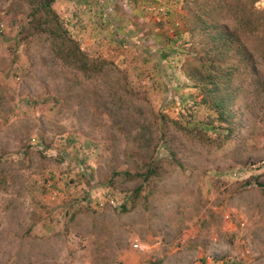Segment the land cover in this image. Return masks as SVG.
<instances>
[{
  "label": "rangeland",
  "instance_id": "obj_1",
  "mask_svg": "<svg viewBox=\"0 0 264 264\" xmlns=\"http://www.w3.org/2000/svg\"><path fill=\"white\" fill-rule=\"evenodd\" d=\"M25 1L0 0V264H264V27L205 62L195 0H54L87 79Z\"/></svg>",
  "mask_w": 264,
  "mask_h": 264
},
{
  "label": "trees",
  "instance_id": "obj_2",
  "mask_svg": "<svg viewBox=\"0 0 264 264\" xmlns=\"http://www.w3.org/2000/svg\"><path fill=\"white\" fill-rule=\"evenodd\" d=\"M257 2L258 0H195L190 3L191 5L187 6V14L190 20L191 36L194 37L196 34H201L204 35L202 36L204 38L205 36L208 37L212 30H218L213 36L208 37V42L210 44L220 42L219 46L210 48L203 53L199 60L206 62L208 58L212 57L214 51L217 52L215 58L224 60L228 57L227 52L231 51L230 46L234 43H238L239 52L244 51L245 43H242V37H245V34H248L249 37L255 35L261 27H264V11L260 12L254 9V4ZM26 3L30 6V16L33 22L46 20L45 24L48 28L43 31L49 34L51 39L56 42V55L63 65L80 73L87 79L102 74L104 66L90 59L81 50L79 44L71 39L67 31L62 27L59 18L52 9L54 0H35L31 3L26 0ZM222 14L227 19L232 20V28L222 24L221 18H219ZM262 59L264 61V55H262ZM205 69L207 77H204L205 83L202 82L201 93L203 97L205 95L202 101H208L211 104V108L217 112L216 120L220 124H231L233 99L226 92L227 87L224 84L228 83L233 76L231 73L232 68L219 66L214 67V70L206 67ZM235 69L234 67L233 70ZM189 76L191 77L192 74L190 73ZM220 79H224L225 83H220ZM194 80L196 79L194 78ZM221 86L226 92L224 95H220L219 88Z\"/></svg>",
  "mask_w": 264,
  "mask_h": 264
},
{
  "label": "built area",
  "instance_id": "obj_3",
  "mask_svg": "<svg viewBox=\"0 0 264 264\" xmlns=\"http://www.w3.org/2000/svg\"><path fill=\"white\" fill-rule=\"evenodd\" d=\"M149 12L153 13L154 15H166L168 13L167 8L165 7H157V8H149L148 9ZM102 205L99 204V207H101Z\"/></svg>",
  "mask_w": 264,
  "mask_h": 264
}]
</instances>
